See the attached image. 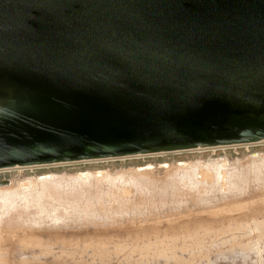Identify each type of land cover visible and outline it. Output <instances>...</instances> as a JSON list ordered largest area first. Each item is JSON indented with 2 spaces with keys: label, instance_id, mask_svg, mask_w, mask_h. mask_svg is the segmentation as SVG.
<instances>
[{
  "label": "water",
  "instance_id": "1",
  "mask_svg": "<svg viewBox=\"0 0 264 264\" xmlns=\"http://www.w3.org/2000/svg\"><path fill=\"white\" fill-rule=\"evenodd\" d=\"M264 145V0H0V169Z\"/></svg>",
  "mask_w": 264,
  "mask_h": 264
},
{
  "label": "rangeland",
  "instance_id": "2",
  "mask_svg": "<svg viewBox=\"0 0 264 264\" xmlns=\"http://www.w3.org/2000/svg\"><path fill=\"white\" fill-rule=\"evenodd\" d=\"M4 182L0 264H264V145L10 170Z\"/></svg>",
  "mask_w": 264,
  "mask_h": 264
},
{
  "label": "bare ground",
  "instance_id": "3",
  "mask_svg": "<svg viewBox=\"0 0 264 264\" xmlns=\"http://www.w3.org/2000/svg\"><path fill=\"white\" fill-rule=\"evenodd\" d=\"M248 146H253V145H248V144H240V145H220V146H215V147H209V146H202V147H196L194 149H190V150H183V151H172L169 153H158L155 155H148V156H162V155H166V154H181V153H194V152H211L214 153L217 149L220 150H224V149H233V148H239V147H248ZM140 157H145V155H135V156H129V157H121L118 158L117 160H124V159H133V158H140ZM108 160V159H106ZM105 159H91V160H82V161H76V162H57V163H49V164H43V165H32V166H15L13 168H9V169H0V173L2 172H6V171H10V170H23V169H40V168H54V167H61V166H69V165H78V164H88V163H96V162H102V161H106ZM216 162H220L219 160H217ZM206 166V165H205ZM202 167V168H197V174L198 176L202 179V180H206V181H210L213 177L211 176V174L207 171L208 168L206 167ZM92 178V177H91ZM90 178H87L85 176H76L73 180H75L74 182H80L83 183L85 181H88ZM94 179V178H93ZM102 179L105 180L104 177H102ZM91 180V179H90ZM98 181V180H97ZM115 181V180H114ZM72 183V182H71ZM79 183V184H80ZM63 184V183H60ZM7 185L8 183H3L2 185H0V190L1 191H5L7 190ZM57 185V184H56ZM73 185V184H72ZM78 185V184H77ZM111 186V185H110ZM5 189V190H3ZM94 189V188H93ZM57 190V189H55ZM225 190V189H224ZM58 191V190H57ZM55 209V208H54ZM57 219V218H56ZM55 220V219H54ZM56 221V220H55Z\"/></svg>",
  "mask_w": 264,
  "mask_h": 264
}]
</instances>
